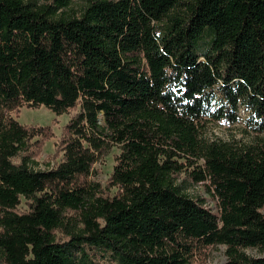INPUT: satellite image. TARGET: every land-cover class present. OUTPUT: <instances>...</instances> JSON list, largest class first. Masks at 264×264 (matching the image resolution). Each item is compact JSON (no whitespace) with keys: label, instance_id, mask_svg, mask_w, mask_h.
Listing matches in <instances>:
<instances>
[{"label":"trees","instance_id":"1","mask_svg":"<svg viewBox=\"0 0 264 264\" xmlns=\"http://www.w3.org/2000/svg\"><path fill=\"white\" fill-rule=\"evenodd\" d=\"M0 0V260L4 264H264V140L201 136L208 121L264 133V0ZM78 107L60 161L37 169L46 128L18 108ZM120 152L109 194L92 166ZM188 172L217 212L185 193ZM21 199L27 211L17 210ZM64 233L58 241L56 234Z\"/></svg>","mask_w":264,"mask_h":264},{"label":"rangeland","instance_id":"2","mask_svg":"<svg viewBox=\"0 0 264 264\" xmlns=\"http://www.w3.org/2000/svg\"><path fill=\"white\" fill-rule=\"evenodd\" d=\"M27 2H37L38 4L50 2L51 0H25ZM115 1V0H113ZM87 0H70L67 8L61 9L59 12L64 11L69 15H78L81 8L86 4ZM78 113V107L69 110L68 112L56 116L44 107L30 108L23 106L18 108L11 116L20 124L34 128H46L45 137H37L35 140L41 141V147L36 151L32 160L37 164V169H45L55 166L61 159L62 153L59 151V141L63 135L64 127ZM239 120L231 123L226 120L222 121H208L201 136L208 141H221L231 143L237 147L255 145L264 140V133H256L246 124L247 113L242 107L238 111ZM120 150L118 147H112L105 155L92 166L90 175L85 179L88 184L98 183L104 191L109 194L115 193V188L108 190V179L112 173L115 165V158L118 156ZM190 169L181 173L177 178V184L183 185L185 193L193 199L204 200L205 208L209 209L212 213L217 212L216 200L209 193H207L205 185L202 183L193 184L189 178L188 172ZM27 205L21 199L20 205L17 210L19 212L27 211ZM264 215V209L261 211ZM58 241H64V233L56 234ZM225 247L217 245L209 247L197 252L194 256L196 264H224ZM245 253L250 257H264V252L261 253L256 249H246ZM0 264H4L0 260Z\"/></svg>","mask_w":264,"mask_h":264}]
</instances>
